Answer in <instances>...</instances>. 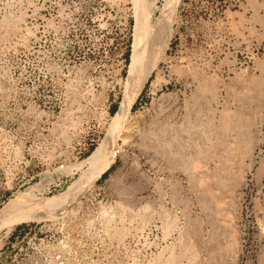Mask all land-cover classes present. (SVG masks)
Listing matches in <instances>:
<instances>
[{"label": "rangeland", "instance_id": "obj_1", "mask_svg": "<svg viewBox=\"0 0 264 264\" xmlns=\"http://www.w3.org/2000/svg\"><path fill=\"white\" fill-rule=\"evenodd\" d=\"M148 2L158 19L164 0ZM141 7L0 0V210L89 171ZM171 24L112 166L58 213L34 206L43 217L3 238L0 264H264V0H181Z\"/></svg>", "mask_w": 264, "mask_h": 264}, {"label": "bare ground", "instance_id": "obj_2", "mask_svg": "<svg viewBox=\"0 0 264 264\" xmlns=\"http://www.w3.org/2000/svg\"><path fill=\"white\" fill-rule=\"evenodd\" d=\"M180 2L181 0H164L161 15L159 14V18L153 20L154 4L151 5L148 0H141L142 7L138 9L136 13V24L133 34L134 43L132 51V64L127 83V90L121 102L120 109L113 119V125L109 130V133L92 153L89 159L86 160V163H89L90 165L89 171H87L82 178L75 182L73 186L69 188L68 192L61 196L49 200L19 197L18 200L11 201L3 209H1L0 231L4 228L7 233L4 236L0 235V243L3 238L5 239V237H7L17 225L37 218L40 219L42 215L39 213L41 210L39 212L37 211L38 208L42 209V214L52 215L50 211H54V209L64 206L72 194H76L80 191H86L89 186L93 185L96 178L103 171H107L110 166H112L120 153V149L117 146V140L120 136L123 137L124 134H126V130L123 129V126L127 121L131 108L141 94L152 71L158 65V62L163 58L169 45L171 31L173 29H171V25L173 24V22L171 24V21L177 13ZM156 27H160V31L163 27H166V34L161 37V35L165 32L163 28L162 34H160V31L158 32V35L160 34V39L154 40V38L153 41H151L153 30ZM147 53H150L149 57L147 56L148 58L146 57V55H148ZM34 206H37V210L34 209ZM58 210H55L56 213H58ZM55 211L54 214H56Z\"/></svg>", "mask_w": 264, "mask_h": 264}, {"label": "trees", "instance_id": "obj_3", "mask_svg": "<svg viewBox=\"0 0 264 264\" xmlns=\"http://www.w3.org/2000/svg\"><path fill=\"white\" fill-rule=\"evenodd\" d=\"M127 58H128V55H127ZM115 112H116V107H114V109L112 110V113H113V114H114ZM93 150H94V148H93ZM93 150H92V151H93ZM92 151H91V152H92ZM91 152H90V153H91ZM90 153H89L88 155H90Z\"/></svg>", "mask_w": 264, "mask_h": 264}, {"label": "built area", "instance_id": "obj_4", "mask_svg": "<svg viewBox=\"0 0 264 264\" xmlns=\"http://www.w3.org/2000/svg\"><path fill=\"white\" fill-rule=\"evenodd\" d=\"M93 147H94V145H92V147L90 148V150H88L87 153H85V155H88L91 152V150H92Z\"/></svg>", "mask_w": 264, "mask_h": 264}, {"label": "water", "instance_id": "obj_5", "mask_svg": "<svg viewBox=\"0 0 264 264\" xmlns=\"http://www.w3.org/2000/svg\"><path fill=\"white\" fill-rule=\"evenodd\" d=\"M105 172H106V171H105ZM105 172H104V173H105ZM104 173H103V174H104Z\"/></svg>", "mask_w": 264, "mask_h": 264}]
</instances>
